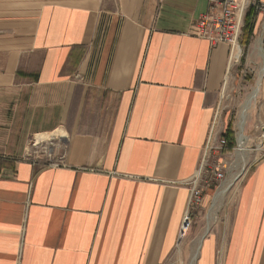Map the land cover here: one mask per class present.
Listing matches in <instances>:
<instances>
[{
	"label": "crops",
	"instance_id": "obj_1",
	"mask_svg": "<svg viewBox=\"0 0 264 264\" xmlns=\"http://www.w3.org/2000/svg\"><path fill=\"white\" fill-rule=\"evenodd\" d=\"M211 3L0 0V264L191 263L208 217L195 241L184 219L217 189L194 203L190 183L231 60L200 36ZM228 204L196 264H264V152Z\"/></svg>",
	"mask_w": 264,
	"mask_h": 264
},
{
	"label": "rangeland",
	"instance_id": "obj_2",
	"mask_svg": "<svg viewBox=\"0 0 264 264\" xmlns=\"http://www.w3.org/2000/svg\"><path fill=\"white\" fill-rule=\"evenodd\" d=\"M263 10L264 9H262V11ZM261 18L262 19H260L257 32L253 34L252 37L248 38L249 43L246 42L247 37L242 35L243 40L241 39L240 41V47H237L234 52V55L237 57V61L229 71L227 81L221 92V102L218 106V119L222 120L225 113L227 112V122L231 121L233 130H236L237 135H245L250 139V141H248L246 144L247 150L245 157L241 159V162H238L236 151L237 148H239V145L237 143L236 149L232 150L231 152H227L226 150L218 148V139L212 140L210 145L215 148H206L203 150L199 165V172L190 183L191 187H193V185L197 182L199 185H201V188L207 187L209 185L208 188L212 187V189H217L218 191L223 186V183L227 184L233 180L235 181L232 188L226 193L222 204L217 207L216 210H214L212 215L214 217V221L218 218V212L227 200L229 201V204L226 206L225 210L234 204L239 186L243 181L251 163L255 161L256 158L260 159L261 154L264 152V140L262 139V135L264 133V124L261 120L254 119V133L251 132L253 124L249 122L250 113L256 109V105H259L261 100V95L259 94V83L261 81V77L264 75V73H262V69L264 68V55L258 51V47H261L264 53V12L262 13ZM245 52L246 54L244 55ZM242 55L244 58H242ZM256 87L258 89V94L252 101L251 106L247 111V118L244 122V128L242 129L240 123L243 107L247 102L248 96ZM254 111L256 113L257 110ZM260 145H263V147L258 149L261 147ZM45 149L46 148L35 147L31 149V154L44 157L43 159L46 164H53V152ZM48 152L50 153L48 154ZM218 165L222 166L223 171L221 172H223V177L217 179L214 175V172L216 169H218ZM206 189L207 188H204L199 198L202 197V194ZM197 200L199 199L193 198L194 203H199ZM211 204H208L207 209L202 210L198 209L196 204H194V208H191V226L186 229L183 234H181L183 239H185V237H190L191 234H194L193 239L195 241L197 238L195 235L199 230L193 229V226L195 223H199L200 225L202 223H206L208 211L209 209L211 210ZM211 225L212 223H207L205 229L197 238V240L205 233L206 229L210 231ZM182 238L180 240V244L183 242ZM197 240L195 241V244Z\"/></svg>",
	"mask_w": 264,
	"mask_h": 264
},
{
	"label": "built area",
	"instance_id": "obj_3",
	"mask_svg": "<svg viewBox=\"0 0 264 264\" xmlns=\"http://www.w3.org/2000/svg\"><path fill=\"white\" fill-rule=\"evenodd\" d=\"M257 4L259 5L260 9H264V3L261 0H212L209 12H207L198 22L200 36L208 39L213 46H216L219 43H227L230 46L231 60L229 70L236 62L237 57L234 55V52L237 47H240L246 12L251 5ZM218 112L219 108L216 110L213 128L211 129L208 142L204 149L215 148L210 144L212 140L218 139V148L226 150L227 152H231L232 150L236 149L237 144L239 145V134L237 135L236 133V146L232 150H228V143H230V141L222 136L224 130L222 133H218L216 136L214 133L216 119H218L219 115ZM234 131L236 132L235 129ZM262 139L264 140V133L262 135ZM221 171H223L222 166L218 165V169H216L214 172V175L217 179L223 177V172ZM192 188V198L198 199L205 187L201 188V185L196 182ZM190 225L191 220L190 215L188 214L184 219L181 234L184 233L185 226L189 228Z\"/></svg>",
	"mask_w": 264,
	"mask_h": 264
},
{
	"label": "bare ground",
	"instance_id": "obj_4",
	"mask_svg": "<svg viewBox=\"0 0 264 264\" xmlns=\"http://www.w3.org/2000/svg\"><path fill=\"white\" fill-rule=\"evenodd\" d=\"M258 51L262 55H264L263 49L261 47H258ZM238 52H237V54H238ZM262 73H264V68L262 69ZM257 94H258V89L256 87L250 93V95L248 96L247 102H246L245 106L243 107L242 116H241L242 118H241V123H240L242 129L244 128L243 127L244 126V122H245V120L247 118V111L249 110V108L251 106V103L256 98ZM248 141H249V138L247 136H245V135H241V136L238 137L239 148H237V151H236V157H237L238 162L239 161L241 162V159H243V157H245L246 150H247L246 144H247ZM234 182L235 181L233 180V181H231V182H229L227 184L223 183V186L214 194L213 201H212V204H211L210 214L208 215V223H213L214 222V217L212 216L213 212H214V210H216L217 207H219L222 204L223 199L226 196V193L232 188ZM208 231L209 230L206 229L205 233L197 240V242L195 244V249H194V253H193V256H192L190 264H196L197 258L199 256V252H200L202 239H203L204 236L207 235Z\"/></svg>",
	"mask_w": 264,
	"mask_h": 264
},
{
	"label": "trees",
	"instance_id": "obj_5",
	"mask_svg": "<svg viewBox=\"0 0 264 264\" xmlns=\"http://www.w3.org/2000/svg\"><path fill=\"white\" fill-rule=\"evenodd\" d=\"M258 8L259 5H251L245 15V23L243 27V36L247 37L246 42L249 43L248 38L252 37L253 34H255L258 30L259 24H260V19H262V13L261 9L260 12L258 13ZM246 52L244 53V55ZM244 58V56L242 57ZM244 61V60H243ZM222 136L230 141L228 143L229 149L232 150L236 146V132L233 130V125L231 121L227 122L225 129L222 133Z\"/></svg>",
	"mask_w": 264,
	"mask_h": 264
},
{
	"label": "water",
	"instance_id": "obj_6",
	"mask_svg": "<svg viewBox=\"0 0 264 264\" xmlns=\"http://www.w3.org/2000/svg\"><path fill=\"white\" fill-rule=\"evenodd\" d=\"M259 11H260V8H258V13H259Z\"/></svg>",
	"mask_w": 264,
	"mask_h": 264
}]
</instances>
